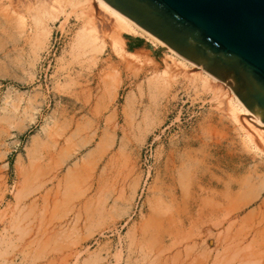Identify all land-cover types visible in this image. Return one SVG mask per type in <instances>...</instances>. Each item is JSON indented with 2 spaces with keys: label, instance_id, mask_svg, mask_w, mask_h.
<instances>
[{
  "label": "rangeland",
  "instance_id": "obj_1",
  "mask_svg": "<svg viewBox=\"0 0 264 264\" xmlns=\"http://www.w3.org/2000/svg\"><path fill=\"white\" fill-rule=\"evenodd\" d=\"M3 3L0 264H264L262 162L241 168L236 144L213 145L225 125L209 128L219 115L264 150L233 90L159 88L188 69L148 37L114 46L107 27L87 54L74 15Z\"/></svg>",
  "mask_w": 264,
  "mask_h": 264
},
{
  "label": "water",
  "instance_id": "obj_2",
  "mask_svg": "<svg viewBox=\"0 0 264 264\" xmlns=\"http://www.w3.org/2000/svg\"><path fill=\"white\" fill-rule=\"evenodd\" d=\"M213 73L264 123V0H104Z\"/></svg>",
  "mask_w": 264,
  "mask_h": 264
},
{
  "label": "bare ground",
  "instance_id": "obj_3",
  "mask_svg": "<svg viewBox=\"0 0 264 264\" xmlns=\"http://www.w3.org/2000/svg\"><path fill=\"white\" fill-rule=\"evenodd\" d=\"M3 1L7 2L8 8L11 7L12 3H16L18 4V6L19 4H21L22 8L29 10V11L25 10L26 12H29L30 14H32V16L35 15L33 16V18L34 17L38 18V15L45 16L46 14L53 21L59 19L61 16H64L65 21L63 25L71 18L72 15H74L76 17L78 25L81 26V28L79 29L80 31H78L79 33L77 34V42L79 45L83 46V49L86 51L87 54L88 53L91 54L95 52V50L98 48L97 43L99 41H102L104 37L102 31L107 29V27L111 29V37L114 46L121 44V40L119 38L122 32H133L136 34L144 35L148 37L150 40H152L154 43L164 48V50L165 49L168 50L172 54V57L175 59L176 64L179 63L176 66H178L179 68L181 66L184 69L192 70L197 73L196 75H194V77H190L187 72L188 70L186 72L181 71L179 75H182L183 80H177L172 83L171 81L168 80L169 79L167 75L168 72L165 70L161 74L163 80H161V84H159L158 86L159 88L161 87L168 90L170 89V91L173 90L176 91L178 87L183 86V88H187V89H194V90L199 89L204 94L211 93L216 98L224 96L223 86L226 84L225 82H223L213 73L207 71L198 64L177 54L162 41H160L159 39L148 33L146 30H144L143 28H141L140 26H138L137 24L126 18L125 16L121 15L119 12L113 9L109 4H107L104 0H0V6H2V4L4 5ZM23 13L25 14V12ZM171 66L172 65H170V67ZM151 87L155 88L154 83L151 84ZM226 87L229 89L227 84ZM233 95L235 100L234 102L240 108V111H242L243 113L250 114L249 110L243 105V103L240 101V99L236 96L234 92ZM217 100L219 101L220 104H222L224 101V100L222 101L221 99H217ZM231 112L232 113L230 114L231 116L230 123L232 124V126L236 127L235 123H239L238 119L241 118H238L239 115L237 116L235 108H232ZM253 117L257 119L254 115ZM211 119H212L211 126L209 125V128L211 129L221 128L223 125H225L224 136L216 134L217 132L213 133V137H212L213 145L222 146L223 142H226L227 144H230L232 147V145L236 144V148H234L235 149L234 152H229L230 157L234 159V163L239 162L241 168H246L247 164H253V163L261 164L260 162H262V165L253 168H254V173H258L259 171L263 173L264 150H261L263 154L258 152L257 143H260L258 142L259 140L257 139L255 140L256 137H254V135L247 134L246 136L245 134H242L243 132H245L242 131L243 128H240L241 129L240 131L242 132L238 134L234 132L235 131L234 129L231 130L228 129L225 121L219 115L212 117ZM262 126L264 127V123H262ZM232 132H234L232 138H234V136L236 135L240 136L238 142L241 145H239L237 141L231 138L230 135ZM260 137L264 142V137L262 135ZM260 168H262V170H260ZM191 170L181 175L180 179L183 184H185V181H183L182 178L186 179L188 177V173Z\"/></svg>",
  "mask_w": 264,
  "mask_h": 264
}]
</instances>
